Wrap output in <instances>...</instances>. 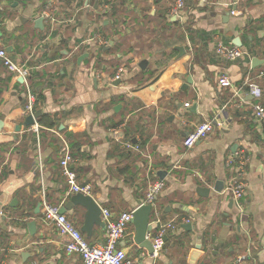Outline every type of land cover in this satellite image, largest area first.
Wrapping results in <instances>:
<instances>
[{
    "label": "crops",
    "instance_id": "1",
    "mask_svg": "<svg viewBox=\"0 0 264 264\" xmlns=\"http://www.w3.org/2000/svg\"><path fill=\"white\" fill-rule=\"evenodd\" d=\"M175 2L0 0V46L28 67L22 78L0 63V264H82L43 218L45 203L60 207L73 193L59 166L66 148L77 153V182L114 217L139 205L150 182L164 180L147 233L162 222L176 227L150 255L130 222L117 245L133 264H264V124L245 83L260 85L264 107V0H184L177 15ZM165 16L178 27L165 30L168 42L146 31ZM235 37L253 52L235 60L214 53L219 40ZM221 75L230 83L220 84ZM28 90L43 96L31 125L24 124ZM211 117L220 124L184 147L187 132ZM128 140L138 149L122 144ZM237 151L246 156L240 198L227 190ZM63 213L81 230L82 206ZM104 233L98 224L83 232L90 243H102Z\"/></svg>",
    "mask_w": 264,
    "mask_h": 264
},
{
    "label": "built area",
    "instance_id": "2",
    "mask_svg": "<svg viewBox=\"0 0 264 264\" xmlns=\"http://www.w3.org/2000/svg\"><path fill=\"white\" fill-rule=\"evenodd\" d=\"M183 6L184 0H176L172 7V13L175 15L179 14L183 9ZM231 12L234 13L235 11L231 10ZM214 53L225 60H235L247 54V51L234 43H225L219 40L214 47ZM0 60L2 65L10 72H13L15 75L22 78L27 77V65L13 61L8 55L6 49L2 46H0ZM258 76L264 78V70H261L258 73ZM218 81L223 85L230 83L227 75H221L218 78ZM245 83L247 91L254 98L252 104L253 116L263 125L264 107L260 101L262 95L261 87L255 80L248 79L245 80ZM35 100V93L28 90L24 105V113L26 115L34 113ZM219 124L220 122L216 117L199 121L182 139L183 146L186 148L193 146L196 141L206 138L211 133L214 126ZM122 144L129 148L138 149V145L131 143L129 140L122 142ZM74 159L75 158L70 150L66 148L59 160L61 173L65 176L68 187L72 192L81 191L89 193V186L87 184L81 185L77 182V174L72 168ZM245 161L246 156L242 151L234 152V157L228 160V163L232 167L233 174L227 190L234 198H240L245 192ZM164 184V180L160 178H156L150 182L146 188L144 199L140 204L149 203L152 205L156 196L164 187ZM59 208L58 205L45 203L43 207V218L50 223H54L58 232L65 238V250L67 253H78L81 257L82 264H133L132 260L127 257L125 251L118 247L117 242L126 232L132 219V211L135 207L130 210L122 211L115 217L112 216L107 208H101V217L105 222L104 241L102 243H90L83 232L70 219H68L64 213H61ZM184 221H188V219L185 218ZM175 227L176 224L173 221L160 223L157 232L151 237L154 251H157L162 247L166 232ZM147 235L149 236V233H147Z\"/></svg>",
    "mask_w": 264,
    "mask_h": 264
},
{
    "label": "water",
    "instance_id": "3",
    "mask_svg": "<svg viewBox=\"0 0 264 264\" xmlns=\"http://www.w3.org/2000/svg\"><path fill=\"white\" fill-rule=\"evenodd\" d=\"M17 2L18 0H15V3ZM93 6L95 8L97 7V1H95ZM42 19L43 17L39 16L35 20L36 24H40ZM232 42L238 46L241 45V42L238 37L233 38ZM178 48L180 50H183L182 46H178ZM85 55L86 54H81L79 56V59H81ZM255 60L256 58H253L252 62H254ZM146 62H147L146 59L141 60L139 63L140 67L144 68ZM189 82H190V78L187 79V81L182 85V87L185 88ZM39 114H40V110H36L33 114H27L24 118V124L25 125L33 124L34 118L37 117ZM16 130L17 131L19 130L18 125H16ZM222 186H223V181L221 179H217L213 185V190L220 191L222 189ZM197 189L199 193L203 195H207L209 191V188L205 186H200ZM76 205L82 206L84 208V219H83L81 231L85 232L88 235L91 233L92 226L94 224L104 226L105 222L101 217V207L89 193H84L81 191L73 192L69 196V198L60 206L59 211L63 213L65 210ZM38 210H39V203L35 208V212H38ZM150 218H151V205L149 203L139 204L132 211L131 223L134 226L133 239L135 243H137L140 247L146 249L148 254L152 255L154 252L153 242L152 239L147 235V232H149L152 229ZM28 227L30 234H33L35 232V221L34 220L29 221ZM46 264H52V263L51 261H48ZM231 264H235V263H231Z\"/></svg>",
    "mask_w": 264,
    "mask_h": 264
},
{
    "label": "trees",
    "instance_id": "4",
    "mask_svg": "<svg viewBox=\"0 0 264 264\" xmlns=\"http://www.w3.org/2000/svg\"><path fill=\"white\" fill-rule=\"evenodd\" d=\"M149 23H152V22H154V23H152L151 25H148V26H146V31H149V33L151 34V36L152 37H154V38H158L159 40H162V39H164L166 42H168V40L170 39V38H168V37H170V34H167V33H165V30L166 29H169V28H171V27H173L174 25H176V27H177V22L176 21H170L169 19H168V16L166 17H164V18H161V19H156V20H150V21H148ZM178 28V27H177ZM172 29H174V27L172 28ZM172 29H170V30H172ZM183 29H185V31H187V30H189V28L188 27H184ZM188 33V32H187ZM174 34L175 35H177L178 34V39L180 38V33H179V31L178 30H175V32H174ZM190 37V36H189ZM191 39V38H190ZM256 40L255 39H253V42H255ZM247 51H252L253 52V49L251 48V47H247ZM35 97H36V100H35V103H34V110H35V108H36V103H37V101H41L42 99H43V96H42V94L41 93H36L35 94ZM115 126V125H114ZM124 136H126V137H129V139L131 140L132 138L130 137V136H128L127 134H125ZM118 146H116L115 148H117ZM70 152H71V154L74 156H76L77 155V153L75 152V150L74 151H71V149H70ZM72 168L74 169L75 167L74 166H72Z\"/></svg>",
    "mask_w": 264,
    "mask_h": 264
}]
</instances>
